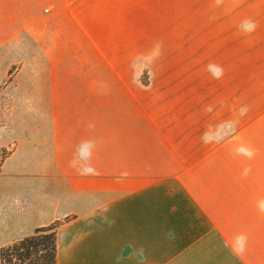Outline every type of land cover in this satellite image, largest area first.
<instances>
[{"label":"rangeland","instance_id":"374dc122","mask_svg":"<svg viewBox=\"0 0 264 264\" xmlns=\"http://www.w3.org/2000/svg\"><path fill=\"white\" fill-rule=\"evenodd\" d=\"M114 11L112 0L7 1L8 33L17 22L18 40H9L6 56H0V76L3 62L7 68L0 95L12 99L14 87L6 85L18 75V103L0 102V111H7L0 118V166L15 141L23 148L20 162L31 134L40 143L42 135L67 128L85 134L82 159L95 152L91 139L100 138L108 162L103 170L112 164L120 193H137L128 206L141 209L148 193L143 190L151 185V264H264V168L259 180L253 162L239 166L223 154L204 162L199 160L211 151L181 152L184 158L198 156L200 164L190 166L174 152L163 157L162 150L134 144L132 130L151 125L145 113L150 110L160 116L162 129L173 123L205 126L207 88L186 62L167 70L157 58L134 54L126 33L116 28ZM200 75L205 78L206 71ZM166 81L174 86H161ZM151 89L153 97L146 94ZM12 167L10 162L0 173V216L15 234L18 210H31L46 185L38 177L10 176ZM160 193L164 216L157 212ZM1 234L0 245L14 235Z\"/></svg>","mask_w":264,"mask_h":264},{"label":"crops","instance_id":"0c3cea01","mask_svg":"<svg viewBox=\"0 0 264 264\" xmlns=\"http://www.w3.org/2000/svg\"><path fill=\"white\" fill-rule=\"evenodd\" d=\"M7 1L0 0V56H6L9 40H18L17 22L14 32L8 33ZM112 1L116 28L126 33V46L135 49L134 54L157 58L167 70L186 62L207 88L205 126L183 129L173 123L162 129L160 116L150 110L145 113L151 125L132 130L134 144L162 150L163 157L167 150L174 152L190 166L198 164V156L184 158L181 152L211 151L199 160L204 162L217 154L243 167L253 162L260 180L264 168V0ZM2 65L0 77L7 71L5 62ZM204 70L205 78L200 75ZM9 83L6 87H14L12 99L0 95V102L18 103V75ZM170 83L161 86L173 87ZM146 94L153 97L154 90ZM6 117L7 111H0V118ZM81 127L87 130L84 122ZM30 136L33 142L26 145L20 162L23 148L15 141L0 173L11 162L10 176L40 178L45 194L31 210H18L15 234V227L0 216V234H14L0 247L32 234L37 227L68 218L57 229V264H151V185L143 190L148 193L143 195L141 209L135 210L128 203L137 193H120L118 171L112 164L103 170L108 162L101 157L100 138L91 139L95 152L82 159L80 148L89 141L85 134L67 128L60 135H42L43 143ZM163 197L164 193L158 196L159 216L165 213ZM188 198L193 201L191 194Z\"/></svg>","mask_w":264,"mask_h":264},{"label":"trees","instance_id":"16d2710c","mask_svg":"<svg viewBox=\"0 0 264 264\" xmlns=\"http://www.w3.org/2000/svg\"><path fill=\"white\" fill-rule=\"evenodd\" d=\"M67 220L37 227L32 234L0 247V264H57V229Z\"/></svg>","mask_w":264,"mask_h":264}]
</instances>
